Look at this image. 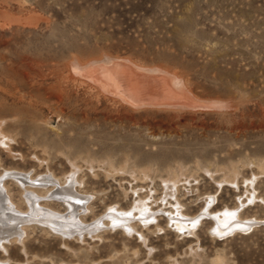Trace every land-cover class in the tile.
I'll return each instance as SVG.
<instances>
[{
	"label": "rangeland",
	"instance_id": "obj_1",
	"mask_svg": "<svg viewBox=\"0 0 264 264\" xmlns=\"http://www.w3.org/2000/svg\"><path fill=\"white\" fill-rule=\"evenodd\" d=\"M11 172L55 179L35 188L63 222H23L0 264H264V0H0Z\"/></svg>",
	"mask_w": 264,
	"mask_h": 264
},
{
	"label": "bare ground",
	"instance_id": "obj_2",
	"mask_svg": "<svg viewBox=\"0 0 264 264\" xmlns=\"http://www.w3.org/2000/svg\"><path fill=\"white\" fill-rule=\"evenodd\" d=\"M117 69H119V68H117ZM121 69V68H120ZM18 175H23V174H17V173H13V172H11V173H9V174H6L5 176H3V177H1L0 178V242H1V240L2 241H4L5 242V239H7V236L8 235H10L11 237H13L12 235H14V234H17V229L19 228L20 230H21V232L23 231L24 232V230H26V229H24V225H22V223L23 222H32V221H40V219H41V217H43V216H45L46 215V218H47V220L48 221H51V222H54V223H60V222H63V218L61 217V218H58V217H56L54 214H53V212L52 211H50V210H48V208L47 207H45V206H41V204H40V202L42 203L43 201H45L46 199V196H44V195H42V194H40V193H38L37 192V188H35L36 186H41V185H43V184H45L46 182L47 183H49V182H53V181H55V179H50V178H48V177H45V178H43L42 180H37V179H34L33 177H28V179H29V182L28 181H26V180H22V179H20V178H18ZM5 177H9V178H13V179H15V180H17V181H21L22 183H25V184H28V186L24 189L25 190V192H24V198H22L21 199V201H22V203L24 204V205H29L30 206V208H28L29 209V212H27V211H22L21 210V208H20V206H18L16 203H14V201L12 200V197H11V195H10V193H9V191L8 190H3L4 189V182L7 180V178L6 179H4ZM27 177V176H26ZM12 179V180H13ZM14 180V181H15ZM72 182V181H71ZM22 183H21V186H22ZM55 183V182H54ZM53 183V185H54V187L55 188H58L59 190H63L64 192L63 193H60V191H57L56 190V192L54 193L53 192V194H55L56 195V197H58V198H60L63 202H65V203H67L70 207L73 205V207H72V209L73 208H76V210H75V212H73V211H71V213L69 214L70 216H69V218L68 219H64L65 220V222L67 221V220H69V221H71V220H73V215H75L76 216V214H77V207L78 206H80V205H82V203H84L83 201H84V199H86V198H81V197H78V196H76V195H74V194H72L71 193V189L69 190V189H67L68 187H66L65 186V184H63V183H55L56 184V186H55V184ZM68 183V182H67ZM44 186V185H43ZM42 186V187H43ZM48 186H49V184H48ZM75 192V191H74ZM23 193V192H22ZM79 195V194H78ZM48 199H49V196L47 197ZM26 201H27V203H26ZM50 201V200H49ZM141 206V205H140ZM140 206L138 207L139 209H141L140 208ZM137 208V209H138ZM7 209H10V211H12L11 213L9 212V213H6L5 212V210H7ZM79 210V209H78ZM81 210V209H80ZM85 210V209H84ZM77 211V212H76ZM111 211H113V212H115V213H108L107 215H106V217H104V219L105 218H108V220L110 219L111 221H112V223L113 224H118V225H122V227H124V228H126V227H129V228H131V225H130V219H131V217H129V216H125V215H127V213H122V212H120V211H115V210H111ZM139 213H141V212H139ZM227 213V212H226ZM230 213V212H229ZM21 214V215H20ZM23 214H29V217L27 216V217H23ZM81 215V214H80ZM224 214H222V216H223ZM236 215V214H235ZM132 216H133V218H135V216H134V214H132ZM145 216V215H144ZM227 216H228V213H227ZM226 216V217H227ZM64 217V216H63ZM80 217V216H79ZM151 217V216H150ZM218 217H219V215H218ZM231 218H233V216L231 217ZM102 219V218H101ZM100 219V220H101ZM146 219V218H145ZM194 219H196V218H194ZM194 219H191V220H189V221H186V223H184V226H187V225H189V224H192V223H194V221H196V220H194ZM198 219V218H197ZM79 220V222H77L76 223V226L78 227V228H82V230H79L78 229V231H74V232H82L83 231V229L85 228H87V227H85L84 226V223L80 220V219H78ZM10 221L11 222H16V223H10ZM42 221V220H41ZM74 221V220H73ZM105 221V220H104ZM217 221H218V223H228L229 224V226H228V228L230 229V230H234V229H243V228H248V227H251L252 225H255V223H257L256 221H236V220H234V221H232V219H229V220H227V221H223L222 220V217H221V219L220 218H217ZM47 222V221H46ZM104 224V222L103 221H99V222H97L96 223V226H98L99 224ZM179 223H181L180 221L178 222V225H180ZM19 224H21V226H19ZM28 224V223H27ZM27 224H25V225H27ZM62 224V223H61ZM65 224V223H64ZM182 224V223H181ZM187 224V225H186ZM43 225V224H42ZM50 226V225H49ZM57 226H58V224H57ZM66 226V225H65ZM72 226V225H71ZM183 226V227H184ZM59 227H60V225H59ZM74 227V226H73ZM93 227H95L94 225H93ZM93 227H91L92 229H95V228H93ZM99 227V226H98ZM26 228V227H25ZM71 228V227H70ZM88 228H89V226H88ZM87 228V229H88ZM186 228V227H185ZM71 229H73V228H71ZM91 229V230H92ZM59 230V229H58ZM63 230V229H62ZM68 230V229H67ZM97 230V229H96ZM218 230V232L219 233H223V231H225V230H227V229H225V230H220L219 228L217 229ZM67 233V232H66ZM73 233V232H72ZM65 234V233H64ZM221 235V234H220ZM6 241H8V240H6ZM1 244V243H0ZM5 264V263H4Z\"/></svg>",
	"mask_w": 264,
	"mask_h": 264
},
{
	"label": "water",
	"instance_id": "obj_3",
	"mask_svg": "<svg viewBox=\"0 0 264 264\" xmlns=\"http://www.w3.org/2000/svg\"><path fill=\"white\" fill-rule=\"evenodd\" d=\"M263 225H264V223H263Z\"/></svg>",
	"mask_w": 264,
	"mask_h": 264
}]
</instances>
